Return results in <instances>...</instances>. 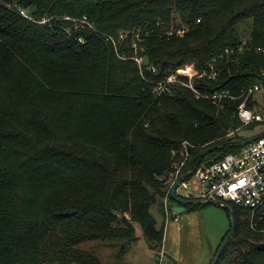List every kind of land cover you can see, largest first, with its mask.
<instances>
[{
	"label": "trees",
	"instance_id": "16d2710c",
	"mask_svg": "<svg viewBox=\"0 0 264 264\" xmlns=\"http://www.w3.org/2000/svg\"><path fill=\"white\" fill-rule=\"evenodd\" d=\"M137 36L155 73L132 59ZM213 60L216 79L196 87L227 94L221 107L184 86L155 95L175 70ZM263 73L264 0H0V264H103L79 246L124 250L137 225L162 250L152 211L165 215L173 152L184 141L195 155L223 145L216 160L234 152L238 98ZM230 207L217 264H264V234Z\"/></svg>",
	"mask_w": 264,
	"mask_h": 264
},
{
	"label": "built area",
	"instance_id": "2783aa9c",
	"mask_svg": "<svg viewBox=\"0 0 264 264\" xmlns=\"http://www.w3.org/2000/svg\"><path fill=\"white\" fill-rule=\"evenodd\" d=\"M21 15L29 19L25 12L21 11ZM174 33L175 31L172 29L169 35ZM176 34L183 36L184 31H177ZM126 38L127 34L121 33L119 41L122 42ZM108 39L115 46L117 45L115 40ZM139 42L141 41L137 36L133 45L135 56L132 59L141 70L146 68L155 73L156 69L149 66L144 56L141 55L144 49L139 46ZM225 53L228 55L233 51L226 50ZM215 62L216 60H213L210 65V71L201 72L194 64H187L175 70L164 81L155 84V95L160 97L170 93L174 86H184L193 91L198 99H206L221 107L223 99L229 97L227 94L210 95L207 93L203 95L196 87V82L199 80L216 79ZM262 91H264V86L256 85L238 98L242 100L236 109L241 127L229 130L225 137L232 141L227 146L234 148V152L225 155L221 160H216L212 153L201 157L205 150L211 148L212 143L201 147L203 150L201 154L195 155L194 151L199 147L189 141L182 142L180 150L173 152L174 172L170 177L169 191L164 199L167 222L170 216L175 214L169 205L171 190L175 183L181 179L176 191L180 198L196 203L200 202L199 204L212 202L220 207L233 206L242 211L241 218L251 231L264 234V133L248 140H240L237 136L246 128L264 124V107L258 105L256 98L257 94ZM251 104L252 107H250ZM217 147L220 150L223 145ZM210 156H212L211 160L205 161V158ZM174 220L177 221V216H174Z\"/></svg>",
	"mask_w": 264,
	"mask_h": 264
},
{
	"label": "rangeland",
	"instance_id": "374dc122",
	"mask_svg": "<svg viewBox=\"0 0 264 264\" xmlns=\"http://www.w3.org/2000/svg\"><path fill=\"white\" fill-rule=\"evenodd\" d=\"M256 98L258 105L264 107V91ZM262 133L264 124L246 128L237 136L248 140ZM211 158L206 157L205 161ZM152 212L158 229L164 228L162 250L150 249L138 225V240L124 250L123 243L111 241L85 242L79 248L91 252L103 264H212L218 248L231 231V214L216 204L190 207L183 213L172 214L168 222L158 206Z\"/></svg>",
	"mask_w": 264,
	"mask_h": 264
},
{
	"label": "water",
	"instance_id": "95a60500",
	"mask_svg": "<svg viewBox=\"0 0 264 264\" xmlns=\"http://www.w3.org/2000/svg\"><path fill=\"white\" fill-rule=\"evenodd\" d=\"M218 150V147L217 146H214V147H211L207 150H205L202 154H201V157H205L206 155L208 154H211L213 153L214 151ZM181 182V179L175 183V185L173 186L172 190H171V198L178 204L177 206H175L173 208L174 210V213L176 214H180V213H183L186 211V208L185 206L187 205H195V204H199V203H196L194 201H190V200H185V199H182L180 198L176 191H177V188L179 186ZM208 204H213L212 202H209ZM224 209H227L228 211H230L231 213V231L228 235V237L226 238V240L224 241L222 247L220 248V250L218 251L216 257L214 258V261L212 264H217L218 260H219V257L220 255L222 254V252L224 251V249L226 248L227 244L229 243L230 239L233 237L234 235V232H235V215L234 213L232 212V209L230 206L228 205H225L223 207Z\"/></svg>",
	"mask_w": 264,
	"mask_h": 264
}]
</instances>
